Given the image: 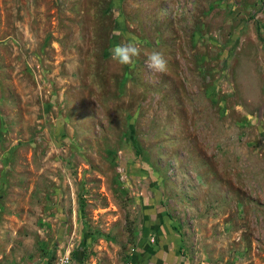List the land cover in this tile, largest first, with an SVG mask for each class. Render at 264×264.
<instances>
[{"label": "rangeland", "instance_id": "rangeland-1", "mask_svg": "<svg viewBox=\"0 0 264 264\" xmlns=\"http://www.w3.org/2000/svg\"><path fill=\"white\" fill-rule=\"evenodd\" d=\"M80 247L264 264V0H0V264Z\"/></svg>", "mask_w": 264, "mask_h": 264}, {"label": "clouds", "instance_id": "clouds-1", "mask_svg": "<svg viewBox=\"0 0 264 264\" xmlns=\"http://www.w3.org/2000/svg\"><path fill=\"white\" fill-rule=\"evenodd\" d=\"M110 55H111V59L114 62L118 63L121 66H127L132 64L134 62V59L138 58L141 55V50L140 47L138 46V43L134 39H131L129 41H122L120 43L115 44L110 49ZM144 63L145 66L153 73L164 74L168 70V60L166 59L164 53L157 49H152L151 51L145 53ZM151 210L152 208H150L147 211V213H144V215L142 216L143 224H146L147 227L149 223L159 224L158 228L162 229L160 227V222L164 223L162 225L163 227L166 225L165 220H158V218L159 215L163 214L166 210L163 209L161 210L159 208L154 209L153 211ZM140 226H141L140 246L146 244L147 240H149L150 243L152 242L157 243L156 238H154V234H152L153 231L149 232L152 229L150 228L147 229L143 225ZM166 226L170 228V225H166ZM154 231L155 234H157L158 236L159 230L156 228ZM144 251L146 250L144 249ZM144 251L138 249L137 253H143ZM154 255L156 257H152L148 259V264H156V259L160 256V253L157 254L155 253ZM145 258H148L147 255L144 256V259ZM61 264H67V259L62 261ZM72 264H74V261Z\"/></svg>", "mask_w": 264, "mask_h": 264}, {"label": "trees", "instance_id": "trees-1", "mask_svg": "<svg viewBox=\"0 0 264 264\" xmlns=\"http://www.w3.org/2000/svg\"><path fill=\"white\" fill-rule=\"evenodd\" d=\"M82 250V247H80L77 252L74 253V261L77 263V264H83V259L82 257L80 256L79 252ZM155 254V252H149V251H144L143 253H136L134 255V258H132V263L134 264L137 260L139 259H144V256L147 255L148 259H150L151 257H153V255ZM41 264H51V262L47 259V260H44Z\"/></svg>", "mask_w": 264, "mask_h": 264}, {"label": "crops", "instance_id": "crops-1", "mask_svg": "<svg viewBox=\"0 0 264 264\" xmlns=\"http://www.w3.org/2000/svg\"><path fill=\"white\" fill-rule=\"evenodd\" d=\"M163 222H160V227L162 228ZM163 255V254H162ZM153 257H156L155 255ZM169 257L172 258L169 254L163 257H158L156 259V264H177L176 262H172L169 260ZM152 258V257H151ZM134 264H148V258L145 259H139Z\"/></svg>", "mask_w": 264, "mask_h": 264}, {"label": "built area", "instance_id": "built-area-1", "mask_svg": "<svg viewBox=\"0 0 264 264\" xmlns=\"http://www.w3.org/2000/svg\"><path fill=\"white\" fill-rule=\"evenodd\" d=\"M72 250L67 249L60 257L56 260L54 264H61L62 261L67 259V264H72L73 263V255H72Z\"/></svg>", "mask_w": 264, "mask_h": 264}]
</instances>
